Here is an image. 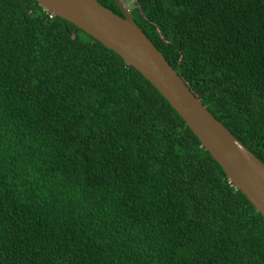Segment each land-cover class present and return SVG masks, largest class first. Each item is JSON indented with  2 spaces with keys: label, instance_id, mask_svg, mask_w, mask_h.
Masks as SVG:
<instances>
[{
  "label": "trees",
  "instance_id": "obj_1",
  "mask_svg": "<svg viewBox=\"0 0 264 264\" xmlns=\"http://www.w3.org/2000/svg\"><path fill=\"white\" fill-rule=\"evenodd\" d=\"M130 12L264 163V0ZM0 264H264V218L119 55L35 0H0Z\"/></svg>",
  "mask_w": 264,
  "mask_h": 264
},
{
  "label": "water",
  "instance_id": "obj_2",
  "mask_svg": "<svg viewBox=\"0 0 264 264\" xmlns=\"http://www.w3.org/2000/svg\"><path fill=\"white\" fill-rule=\"evenodd\" d=\"M46 12L73 23L128 67L145 77L196 135L202 147L222 167L264 218V163L239 141L189 89L171 64L132 18L122 0H113L123 17L97 0H35Z\"/></svg>",
  "mask_w": 264,
  "mask_h": 264
},
{
  "label": "rangeland",
  "instance_id": "obj_3",
  "mask_svg": "<svg viewBox=\"0 0 264 264\" xmlns=\"http://www.w3.org/2000/svg\"><path fill=\"white\" fill-rule=\"evenodd\" d=\"M135 0H126L124 4L127 6V8L130 10L133 7Z\"/></svg>",
  "mask_w": 264,
  "mask_h": 264
}]
</instances>
